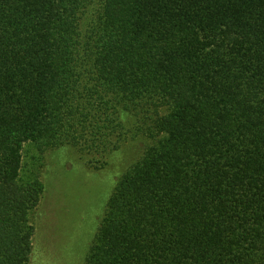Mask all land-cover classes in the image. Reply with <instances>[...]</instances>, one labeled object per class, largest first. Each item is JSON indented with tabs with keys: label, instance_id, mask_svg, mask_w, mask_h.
I'll return each mask as SVG.
<instances>
[{
	"label": "trees",
	"instance_id": "1",
	"mask_svg": "<svg viewBox=\"0 0 264 264\" xmlns=\"http://www.w3.org/2000/svg\"><path fill=\"white\" fill-rule=\"evenodd\" d=\"M26 144L136 149L84 264H264V0H0V264L34 255Z\"/></svg>",
	"mask_w": 264,
	"mask_h": 264
},
{
	"label": "rangeland",
	"instance_id": "2",
	"mask_svg": "<svg viewBox=\"0 0 264 264\" xmlns=\"http://www.w3.org/2000/svg\"><path fill=\"white\" fill-rule=\"evenodd\" d=\"M135 154L133 145H125L112 153L106 166L97 169L85 165L75 151L55 150L41 157L25 145L26 166H39L45 184L33 211L31 264H84L119 170Z\"/></svg>",
	"mask_w": 264,
	"mask_h": 264
}]
</instances>
